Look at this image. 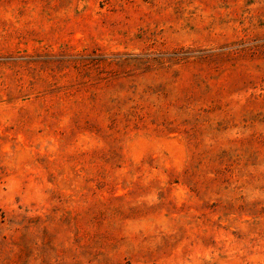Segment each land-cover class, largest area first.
I'll return each mask as SVG.
<instances>
[{
    "label": "rangeland",
    "instance_id": "obj_1",
    "mask_svg": "<svg viewBox=\"0 0 264 264\" xmlns=\"http://www.w3.org/2000/svg\"><path fill=\"white\" fill-rule=\"evenodd\" d=\"M0 264H264V0H0Z\"/></svg>",
    "mask_w": 264,
    "mask_h": 264
}]
</instances>
